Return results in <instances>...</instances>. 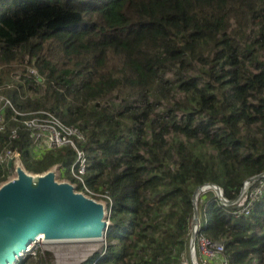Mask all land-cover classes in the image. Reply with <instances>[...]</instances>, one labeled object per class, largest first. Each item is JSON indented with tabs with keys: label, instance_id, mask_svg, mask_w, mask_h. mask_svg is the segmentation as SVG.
<instances>
[{
	"label": "trees",
	"instance_id": "1",
	"mask_svg": "<svg viewBox=\"0 0 264 264\" xmlns=\"http://www.w3.org/2000/svg\"><path fill=\"white\" fill-rule=\"evenodd\" d=\"M0 88V155L20 152L28 172L72 178L76 159L35 148L38 112L84 136L110 226L105 254L83 264H181L196 189L233 200L264 173V0H0ZM12 171L0 162V185ZM199 210L227 264H264V192L247 215L213 194Z\"/></svg>",
	"mask_w": 264,
	"mask_h": 264
},
{
	"label": "water",
	"instance_id": "2",
	"mask_svg": "<svg viewBox=\"0 0 264 264\" xmlns=\"http://www.w3.org/2000/svg\"><path fill=\"white\" fill-rule=\"evenodd\" d=\"M58 175L57 166L33 174L23 164H17L16 176L0 185V264H16L24 252H30L39 234L46 240L97 235L103 236L102 242L106 240L110 226L108 205L77 192L71 181H59ZM34 177L40 180L37 186ZM209 185L217 189L223 201L222 188ZM201 190L198 187L194 193V205ZM194 222H199L196 205ZM196 232L197 225L190 240V255L195 251Z\"/></svg>",
	"mask_w": 264,
	"mask_h": 264
},
{
	"label": "built area",
	"instance_id": "3",
	"mask_svg": "<svg viewBox=\"0 0 264 264\" xmlns=\"http://www.w3.org/2000/svg\"><path fill=\"white\" fill-rule=\"evenodd\" d=\"M7 104H11L8 99L0 96V106L2 113L0 114V121L3 118V113ZM41 116H36L31 120L27 121L26 124L32 129V138L34 139V146L40 150H47L54 147H61L65 145H70L76 150V159L73 162L70 173L71 177L79 182L84 188L85 195L89 197H96L99 194L92 191V189L87 185L84 178L86 173V168L88 165L85 151L78 145V142L84 139L83 134L76 127H71L66 125L64 122L59 120L56 116L49 112H38ZM15 135V133H14ZM6 155H0V162L11 164L15 163L22 164L20 152L16 150H9L5 153ZM245 189L242 190L239 199L232 202V205H227L234 209L235 216H240L242 214H249L255 202L260 199L264 192V173L253 177L251 180L246 181ZM202 192H207L205 186L202 187ZM246 194L245 200L239 205L242 196ZM202 217L199 214V222L197 225V248L194 252L199 253L200 259L205 263H209L212 260H221L223 264H227V260L222 259L221 256L224 253V243L221 241H215L209 237L199 235L200 226L202 224ZM193 253L189 259L185 258L181 264H199L198 261L193 258ZM35 254V252H33ZM218 262V261H216ZM219 263V262H218Z\"/></svg>",
	"mask_w": 264,
	"mask_h": 264
},
{
	"label": "rangeland",
	"instance_id": "4",
	"mask_svg": "<svg viewBox=\"0 0 264 264\" xmlns=\"http://www.w3.org/2000/svg\"><path fill=\"white\" fill-rule=\"evenodd\" d=\"M2 90V88H0V91ZM2 113L1 110V106H0V114ZM16 166L14 164L13 167V171L10 175V178H13L16 176ZM68 181H71L72 183H74L75 185L78 186L77 190L80 191H84V189L80 186L79 182H77L76 180H74L73 178H65ZM58 180L62 181L64 179H61L58 175ZM207 188V192L205 195L207 194H213L214 196L217 194V189L207 185L205 186ZM245 189V186H244ZM243 189V190H244ZM203 194V193H202ZM200 196V198L204 195ZM220 195V194H219ZM241 195V193H240ZM240 195L238 196L237 199H239ZM246 194H244L240 200V204H242L245 200V196ZM198 201V214H199V209L202 205V201ZM96 199L100 202H102L105 206H107V200L105 198H101V197H96ZM223 202L227 205H232V203H230L229 201H227L226 199H223ZM192 222H194V215H193V219ZM194 228L192 227V234L195 232V228H196V224L194 223ZM191 234V236H192ZM92 243V244H91ZM91 243H57V244H50V243H45L43 240H40L37 242V244L35 243V245H32V247L30 248V253L35 252L36 250H42V251H49L53 254V263L54 264H83L86 262H91V260H94L96 258L97 254H100L102 252V248L104 246V242H91ZM95 243V244H94ZM102 243V244H101ZM98 244V245H96ZM96 245V246H95ZM96 248V249H95ZM195 248H197V240H195ZM193 258H195L196 261L199 262V264H205L199 257V253L198 252H194L193 253ZM187 259H189V255L186 256ZM221 258L223 259V256H221ZM96 261V259H95ZM216 261L219 262V264H223L221 262V260H212L210 262V264H214ZM209 264V263H207Z\"/></svg>",
	"mask_w": 264,
	"mask_h": 264
},
{
	"label": "bare ground",
	"instance_id": "5",
	"mask_svg": "<svg viewBox=\"0 0 264 264\" xmlns=\"http://www.w3.org/2000/svg\"><path fill=\"white\" fill-rule=\"evenodd\" d=\"M34 182H35L36 186L39 184L40 180L38 181V177H34ZM202 193L203 192L197 194V199H199V197ZM195 224H197V223H195ZM194 226L195 225L193 224V228H194ZM102 239H103V236L97 235V236H92V237H88V238H81V239H51V240L49 239V240H46L43 237V235L39 234L36 236L35 240L30 245V248L32 247V245H35V243L37 244V242L40 240H43L45 243H50V244H57V243H82L83 244V243H91V242H101ZM96 245H98V244H96Z\"/></svg>",
	"mask_w": 264,
	"mask_h": 264
},
{
	"label": "clouds",
	"instance_id": "6",
	"mask_svg": "<svg viewBox=\"0 0 264 264\" xmlns=\"http://www.w3.org/2000/svg\"><path fill=\"white\" fill-rule=\"evenodd\" d=\"M22 162V161H21ZM4 164H6V163H4ZM14 164L15 163H11V164H8V165H12V167H14ZM23 164V163H22ZM16 165V164H15ZM258 176V175H257ZM255 177V176H254ZM253 178V177H252ZM252 178H250V179H248L247 181H249V180H251ZM72 183V182H71ZM245 183H246V181H245ZM245 183H244V185H245ZM72 184H74V183H72ZM75 185V184H74ZM207 185H209V183L208 184H205V185H202V186H200L201 188L203 187V186H207ZM244 185H243V187H242V189H241V191H240V193L242 192V190H243V188H244ZM75 186H77V185H75ZM220 187V186H219ZM203 190H201L200 192H198V193H201ZM223 191V190H222ZM77 192H84V191H77ZM197 193V194H198ZM206 193H208V192H205V193H203L204 195L206 194ZM240 193H239V195H240ZM202 194V195H203ZM204 195L200 198V201H202V198L204 197ZM222 195H223V197H224V199H226L227 201H229L230 203H232L233 201H235L237 198H238V196L235 198V199H233V200H230V199H228V198H226L225 196H224V194L222 193ZM88 196V195H87ZM201 196V195H200ZM220 201H221V203L223 204V205H225V203L218 197V195L216 194L215 195ZM94 199H96V197H93ZM97 200V199H96ZM196 206L198 207V201H199V199H197L196 198ZM225 206H227V205H225ZM199 214H201L200 213V210H199ZM201 217H202V215H201ZM202 221V220H201ZM195 222H192V227H193V224H194ZM197 233H198V231L196 232V235H197ZM191 234H192V230H191ZM190 240H191V235H190V239H189V253H188V255H189V257L191 256L190 255ZM104 246H103V248H102V252L100 253V255H103V254H105V248H106V240L104 241ZM26 254H33L32 252L30 253V252H24V254H23V256L22 257H24ZM187 255V256H188ZM21 259V258H20ZM19 259V260H20Z\"/></svg>",
	"mask_w": 264,
	"mask_h": 264
}]
</instances>
